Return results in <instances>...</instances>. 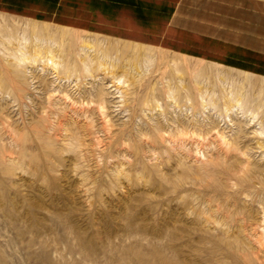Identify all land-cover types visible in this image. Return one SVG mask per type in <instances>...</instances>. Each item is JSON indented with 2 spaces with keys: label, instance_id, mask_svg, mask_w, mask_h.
Returning <instances> with one entry per match:
<instances>
[{
  "label": "rangeland",
  "instance_id": "1",
  "mask_svg": "<svg viewBox=\"0 0 264 264\" xmlns=\"http://www.w3.org/2000/svg\"><path fill=\"white\" fill-rule=\"evenodd\" d=\"M0 264H264V72L0 8Z\"/></svg>",
  "mask_w": 264,
  "mask_h": 264
},
{
  "label": "crops",
  "instance_id": "2",
  "mask_svg": "<svg viewBox=\"0 0 264 264\" xmlns=\"http://www.w3.org/2000/svg\"><path fill=\"white\" fill-rule=\"evenodd\" d=\"M66 1L0 0V8L264 72V0ZM136 21L142 37L121 33Z\"/></svg>",
  "mask_w": 264,
  "mask_h": 264
},
{
  "label": "bare ground",
  "instance_id": "3",
  "mask_svg": "<svg viewBox=\"0 0 264 264\" xmlns=\"http://www.w3.org/2000/svg\"><path fill=\"white\" fill-rule=\"evenodd\" d=\"M101 1H106V0H101ZM75 2H78V1H76V0H67L65 3H68V4H72V3H75ZM78 4H80V0H79V3ZM46 10V9H45ZM103 10V9H102ZM64 11H66V10H64ZM63 11V12H64ZM60 12V11H59ZM69 12V11H68ZM66 13V12H65ZM70 14H71V11L69 12ZM10 14V13H9ZM73 16V15H72ZM79 16V15H78ZM32 17V16H31ZM134 19V18H133ZM141 19V18H140ZM129 21V20H128ZM69 22V21H68ZM71 22V21H70ZM129 22H131V21H129ZM129 22H127V23H129ZM137 23H136V29L135 30H132V32H130V31H122L121 33L122 34H130V33H133V32H135L139 37H142V34H144L143 33V31H141V27L144 25L142 22L140 23L139 21H136ZM64 24V23H63ZM131 24V23H130ZM141 26V27H140ZM44 32V31H43ZM28 34V33H27ZM42 35V34H41ZM43 36L44 35H42V39H45V38H43ZM41 38V37H40ZM55 39V38H54ZM50 40H52V39H50ZM59 41V40H58ZM58 41H56L55 40V42H58ZM60 42V41H59ZM50 59V61H51V63H53L54 64V66H55V64H57V61L56 60H54L53 58L51 59V58H49ZM48 59V60H49ZM54 68V67H53ZM200 73V72H199ZM199 73H197V74H199ZM196 77V76H195ZM202 80V79H201ZM101 104V103H100ZM180 121V120H179ZM184 124V123H183ZM180 127V126H179ZM183 127V126H182ZM182 130H183V128H182ZM189 130V129H188ZM211 130V129H210ZM161 131V130H160ZM172 131V130H171ZM174 131V130H173ZM170 132V131H169ZM208 132V131H207ZM175 133V132H174ZM166 134V133H165ZM173 134V133H172ZM159 135V134H158ZM195 135V134H194ZM197 136V135H196ZM208 136V135H207ZM173 137V136H172ZM191 138V137H190ZM168 139V138H167ZM207 139H208V137H207ZM149 140V139H148ZM160 140H162V139H160ZM171 140V139H170ZM179 139H177V141H178ZM200 140V139H199ZM172 141V140H171ZM198 141V140H197ZM234 141V140H233ZM174 142V141H173ZM192 142V141H191ZM176 143V142H175ZM174 143V144H175ZM224 143V142H223ZM151 144V143H150ZM184 146V145H183ZM178 147V146H177ZM186 147V146H185ZM184 147V148H185ZM233 148V147H232ZM183 152V151H182ZM183 155V154H182ZM226 155V154H225ZM185 156V155H184ZM215 162V161H214ZM221 171V170H220ZM229 172V171H228ZM212 175V174H211ZM210 177V176H209ZM193 178H195V177H193ZM232 181V180H231ZM262 183V182H261ZM238 184V183H237ZM240 218V217H239Z\"/></svg>",
  "mask_w": 264,
  "mask_h": 264
}]
</instances>
